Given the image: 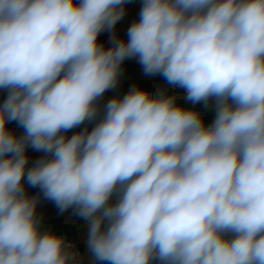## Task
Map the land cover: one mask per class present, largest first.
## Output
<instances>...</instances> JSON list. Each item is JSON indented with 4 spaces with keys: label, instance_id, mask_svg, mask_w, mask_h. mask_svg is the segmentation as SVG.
<instances>
[{
    "label": "clouds",
    "instance_id": "1",
    "mask_svg": "<svg viewBox=\"0 0 264 264\" xmlns=\"http://www.w3.org/2000/svg\"><path fill=\"white\" fill-rule=\"evenodd\" d=\"M129 2L0 0V264H85L41 199L86 225L88 264H264V0H141L119 38ZM133 58L191 106L105 101Z\"/></svg>",
    "mask_w": 264,
    "mask_h": 264
},
{
    "label": "crops",
    "instance_id": "2",
    "mask_svg": "<svg viewBox=\"0 0 264 264\" xmlns=\"http://www.w3.org/2000/svg\"><path fill=\"white\" fill-rule=\"evenodd\" d=\"M140 8L141 0H130V2L127 4L125 16L117 23L114 30L115 34L119 38H127V30L131 23L138 18ZM111 36L112 32L105 31L99 36L98 39L100 42L104 43L106 47H108L110 46ZM133 85L147 89L150 92H155L159 88L168 87L166 81L161 76H146L143 73L142 66L137 62V59L133 58L124 62L123 74L117 89L107 92L105 94L104 100L106 101L117 93L120 95L125 94ZM168 91L170 94L175 92L181 98L178 101L179 103L184 104L186 107L191 106L190 102L186 103L183 101L182 97L184 93L182 89H173L168 87ZM6 96L7 92L3 89H0V103L3 102ZM196 107L202 112L205 123H211L214 118V113L203 109L200 105H197ZM11 125H16L19 128V134L22 133L23 130L16 124V122H10L7 127L9 128ZM79 130L80 129H74L69 132V135ZM27 155L29 158L39 157L42 155V153L29 148L27 150ZM27 191L29 195H36L38 194L39 189L28 187ZM37 211L39 214L43 215L45 227L50 228L56 233L63 234L69 239L79 242L83 252V260L88 263L90 257L86 246L87 227L83 221L79 217L73 215L71 209L64 213H60L53 202L44 199H41Z\"/></svg>",
    "mask_w": 264,
    "mask_h": 264
},
{
    "label": "built area",
    "instance_id": "3",
    "mask_svg": "<svg viewBox=\"0 0 264 264\" xmlns=\"http://www.w3.org/2000/svg\"><path fill=\"white\" fill-rule=\"evenodd\" d=\"M10 130H12L13 132H15L17 135H19V128L16 126V125H11L9 127ZM40 157V156H39ZM39 157H30L29 158V161H30V164L31 162L35 161L36 159H38ZM69 242H71L74 246H75V249L79 252L80 254V257L81 259L83 260V252H82V248L79 244V242L75 241V240H72V239H69L67 238ZM84 261V260H83ZM85 262V261H84ZM85 264H88L87 262H85Z\"/></svg>",
    "mask_w": 264,
    "mask_h": 264
}]
</instances>
